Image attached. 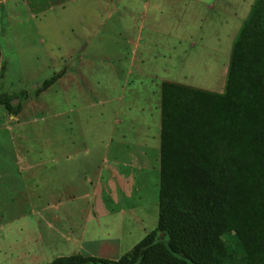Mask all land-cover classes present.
Listing matches in <instances>:
<instances>
[{"label": "rangeland", "instance_id": "obj_1", "mask_svg": "<svg viewBox=\"0 0 264 264\" xmlns=\"http://www.w3.org/2000/svg\"><path fill=\"white\" fill-rule=\"evenodd\" d=\"M228 2L0 0V264L120 260L157 228L162 84L225 93L253 11Z\"/></svg>", "mask_w": 264, "mask_h": 264}, {"label": "trees", "instance_id": "obj_2", "mask_svg": "<svg viewBox=\"0 0 264 264\" xmlns=\"http://www.w3.org/2000/svg\"><path fill=\"white\" fill-rule=\"evenodd\" d=\"M161 124L157 228L120 260L48 264H264V0L235 41L225 93L164 82Z\"/></svg>", "mask_w": 264, "mask_h": 264}, {"label": "crops", "instance_id": "obj_3", "mask_svg": "<svg viewBox=\"0 0 264 264\" xmlns=\"http://www.w3.org/2000/svg\"><path fill=\"white\" fill-rule=\"evenodd\" d=\"M219 1H220V6H221L220 9H221V10H233V4H231L230 2H228V0H219ZM259 1H260V0H252V2L249 3V2H247L246 0H243V2L240 4V6H241V10H254L255 7H256V5L258 4ZM216 7H217V4L213 3V4H212V8H213V10H216ZM217 9H219V7H218ZM251 13H252V12H251ZM250 15H251V14H250ZM246 22H247V21H246ZM246 22H245V23H246ZM244 25H245V24H244ZM244 25H243V26H244ZM239 34H240V33H238V35H239ZM238 35H236L235 38H233V42H232L233 47H234V44H235L234 41H236ZM226 70H227V74H228L229 66H227ZM227 74H226V76H227ZM184 77H186V76H184ZM207 90H208V89H207ZM209 91H212V92H218V91H217V87H216V88H215V87H211ZM145 125H147V124H145ZM149 129H150V128H149ZM148 141H149V143L151 142V140L147 139V142H148ZM140 145L144 146L145 144H144L143 142H140ZM146 145H147V144H146ZM147 146H148V145H147ZM160 147H161V141H160ZM141 150H143V148H142ZM145 151H146V150L144 149L142 152L145 153V156L147 157V154H146ZM160 151H161V149H160ZM147 158H148V157H147ZM127 196L130 197V195H128V194H127ZM127 196H125V199L127 198ZM123 212H124L123 215H126V214H127V211L123 210Z\"/></svg>", "mask_w": 264, "mask_h": 264}]
</instances>
